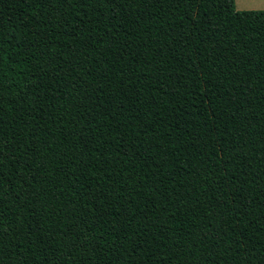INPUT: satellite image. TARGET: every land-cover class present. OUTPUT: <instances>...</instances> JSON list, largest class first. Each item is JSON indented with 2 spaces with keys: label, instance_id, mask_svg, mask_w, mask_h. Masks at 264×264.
I'll list each match as a JSON object with an SVG mask.
<instances>
[{
  "label": "trees",
  "instance_id": "trees-1",
  "mask_svg": "<svg viewBox=\"0 0 264 264\" xmlns=\"http://www.w3.org/2000/svg\"><path fill=\"white\" fill-rule=\"evenodd\" d=\"M0 264H264V9L0 0Z\"/></svg>",
  "mask_w": 264,
  "mask_h": 264
},
{
  "label": "rangeland",
  "instance_id": "rangeland-1",
  "mask_svg": "<svg viewBox=\"0 0 264 264\" xmlns=\"http://www.w3.org/2000/svg\"><path fill=\"white\" fill-rule=\"evenodd\" d=\"M238 10L264 9V0H235Z\"/></svg>",
  "mask_w": 264,
  "mask_h": 264
}]
</instances>
